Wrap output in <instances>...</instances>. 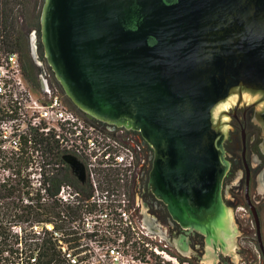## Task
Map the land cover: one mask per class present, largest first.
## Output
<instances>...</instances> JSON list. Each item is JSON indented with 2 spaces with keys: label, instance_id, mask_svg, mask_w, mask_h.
<instances>
[{
  "label": "water",
  "instance_id": "obj_1",
  "mask_svg": "<svg viewBox=\"0 0 264 264\" xmlns=\"http://www.w3.org/2000/svg\"><path fill=\"white\" fill-rule=\"evenodd\" d=\"M39 24L66 98L140 133L160 199L207 225L226 170L225 106L254 104L264 133V0H43Z\"/></svg>",
  "mask_w": 264,
  "mask_h": 264
},
{
  "label": "built area",
  "instance_id": "obj_2",
  "mask_svg": "<svg viewBox=\"0 0 264 264\" xmlns=\"http://www.w3.org/2000/svg\"><path fill=\"white\" fill-rule=\"evenodd\" d=\"M44 64L31 79L0 12V264H182L130 201L138 133L73 109Z\"/></svg>",
  "mask_w": 264,
  "mask_h": 264
},
{
  "label": "flooded vegetation",
  "instance_id": "obj_3",
  "mask_svg": "<svg viewBox=\"0 0 264 264\" xmlns=\"http://www.w3.org/2000/svg\"><path fill=\"white\" fill-rule=\"evenodd\" d=\"M25 51L31 69L42 75L46 59L38 30L29 36ZM224 113L221 161L226 170L220 200L202 208L211 221L216 216V236L211 221L206 225L182 218L171 201L160 199L153 186L154 152L137 132L141 151L128 187L130 201L137 219L182 264H264V133L254 104H233Z\"/></svg>",
  "mask_w": 264,
  "mask_h": 264
},
{
  "label": "trees",
  "instance_id": "obj_4",
  "mask_svg": "<svg viewBox=\"0 0 264 264\" xmlns=\"http://www.w3.org/2000/svg\"><path fill=\"white\" fill-rule=\"evenodd\" d=\"M33 0H0V12L3 20L4 29L6 32L7 39L9 40V44L12 50L20 53L23 63L26 60L28 62V58L26 56V43L23 39V36L17 30L15 9L25 10L26 7L31 5ZM40 17V14H39ZM37 30H40V24L37 22L36 24ZM26 64H24L25 66ZM28 75L31 79H35L38 75L33 69H31L30 65L27 63L25 66ZM69 105L76 109L72 103L68 100ZM77 110V109H76ZM24 165V162L21 160H13L10 166L13 167H21ZM64 180L68 182L74 183L72 179L68 178L67 174H62Z\"/></svg>",
  "mask_w": 264,
  "mask_h": 264
},
{
  "label": "rangeland",
  "instance_id": "obj_5",
  "mask_svg": "<svg viewBox=\"0 0 264 264\" xmlns=\"http://www.w3.org/2000/svg\"><path fill=\"white\" fill-rule=\"evenodd\" d=\"M43 0H33L29 7H26L25 10L15 9L16 26L17 30L23 36V39L28 45L29 36L37 30L36 24L39 22V14L41 12ZM27 61H24V64L27 65ZM25 65V66H26ZM249 104V102L247 103ZM230 105H226L225 109H227ZM227 120V118H225ZM227 132V129H226Z\"/></svg>",
  "mask_w": 264,
  "mask_h": 264
}]
</instances>
